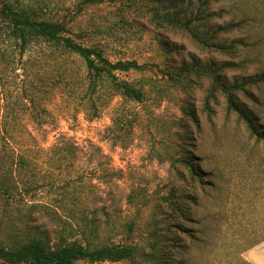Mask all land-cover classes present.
Wrapping results in <instances>:
<instances>
[{"label":"rangeland","instance_id":"374dc122","mask_svg":"<svg viewBox=\"0 0 264 264\" xmlns=\"http://www.w3.org/2000/svg\"><path fill=\"white\" fill-rule=\"evenodd\" d=\"M45 1L49 6L62 7L73 0ZM177 1L182 3L178 5ZM168 2L182 8L196 6L197 0ZM207 10L214 14L209 21L212 29L235 25L231 32L218 37L219 43L225 45L234 40L240 42L232 52L200 50L185 34L157 29L146 17L128 14L121 19L111 5L85 10L79 16L83 28L96 25L100 35L103 33L102 37L117 47L120 53L117 57L121 55V59L134 60L148 69L142 74L120 75L122 79H140L147 92L146 101L135 105L104 90L106 93L97 101L99 113L92 117L83 89L77 85L58 86L52 92L50 89L52 80L60 73L63 75L67 71L81 78V62L58 52L51 56L48 49L38 47L11 74L9 90L13 98L26 99L25 94L28 95L34 86L37 90L45 88L44 97L39 98L45 110L43 124L39 126L35 116H18L15 120L22 123L27 134L14 147L18 154H24V149H28L27 154L37 165L34 170L48 173L40 181L42 185L33 192L31 201L34 203L53 207L67 195L78 201L77 207H85L89 215L96 212L95 217L102 225L103 211L110 215L116 228L132 223L133 241L128 244L147 252L146 233L153 221L160 218L156 208L158 199L177 185L199 196L202 204L196 216L208 228L220 225L227 240L219 243L214 251L197 250L193 240L175 234L172 238L177 244L169 248L172 261L179 264H241L239 259H243L249 264H264V242L238 258L235 252L245 242L231 240L255 233V172L264 187L262 146H255V139L244 123L234 113L227 112L222 94L209 102L210 112H206L204 103L210 80L203 78L186 92H181L170 88L160 73L164 65L176 68L182 63L199 60L215 66L231 65L232 68L221 72L228 84L264 77V0H219ZM249 93L252 100L238 94L239 103L264 130V82L249 87ZM125 113L134 115L127 144L124 148L113 147L106 140L107 130L113 127L116 117ZM62 139L70 141L80 151L72 175L81 180H75L77 183L64 189L61 181L67 171L59 177V170H49L47 162L52 157L49 149ZM179 145L195 159L203 172L208 184L204 186L205 192L189 187L186 169L176 162L182 155ZM177 173L182 174L184 181ZM45 222L41 220L40 223ZM184 227L191 231L197 225L184 223ZM5 237L3 234L2 238ZM0 264L5 263L0 261ZM114 264L150 263L134 259Z\"/></svg>","mask_w":264,"mask_h":264},{"label":"trees","instance_id":"16d2710c","mask_svg":"<svg viewBox=\"0 0 264 264\" xmlns=\"http://www.w3.org/2000/svg\"><path fill=\"white\" fill-rule=\"evenodd\" d=\"M219 0H197L196 6L168 2V0H73L62 7L49 6L45 0H0V261L5 264H114L132 260H142L150 264H179L172 261L170 249L175 234L186 235L193 240L197 250L214 251L219 243L227 240L221 233L220 225L208 228L196 216L201 207V199L195 193L173 185L166 195L158 199L156 205L160 218L153 221L146 233V249L128 244L133 241L134 224H125L116 228L110 215L103 211L104 222L95 217L96 212L89 213L85 207H77L76 199H63L53 207L31 201L47 172L34 170L37 165L32 161L28 149L24 154L16 153L14 145L25 134L21 122L15 119L27 114L41 126L42 113L39 98L44 97V89L34 86L25 97H12L11 74L19 69L24 58L38 47L70 55L77 58L83 68L81 78L72 76L67 71L58 74L51 84V92L58 88L73 87L83 89L90 105L92 117H97L100 100L104 90L123 101L135 105L144 104L147 99L145 85L140 79H122L120 75L148 72L145 66L134 60L121 59L114 45L102 37L97 26L83 28L79 16L85 10L103 5H111L123 19L126 15L146 17L149 24L157 29H169L185 34L200 50H214L221 53L232 52L240 42L219 43L222 33H229L235 25L209 27L213 13L208 7ZM116 58L111 60L110 58ZM231 65L215 66L213 63H201L192 60L176 68L164 65L160 73L165 82L181 92H186L203 78L210 80L205 97V110L210 112L209 102L217 94H222L226 101L227 112L234 113L246 126L255 146L261 145L264 152V130L257 124V119L245 111L239 103L238 94L251 99L249 87L264 82V77L254 81H233L228 84L221 74ZM28 100V103L25 101ZM25 102V103H24ZM27 103V104H26ZM134 115L123 114L116 117L113 127L108 128L106 140L111 145L124 148L126 138L131 132ZM133 119V120H132ZM20 123V124H19ZM51 168L59 170L63 189L81 180L74 177L77 153L79 149L68 140L56 142L50 149ZM182 154L176 162L186 169L189 187L206 191L205 177L195 159L188 155L179 145ZM71 169V170H70ZM181 180L184 178L177 173ZM103 176H106L103 174ZM58 178V177H57ZM56 180V179H55ZM259 174L255 172V233L244 234L231 240L245 242L235 252L241 255L264 242V187L261 186ZM81 182V181H80ZM191 184V185H190ZM70 200V201H69ZM72 205V206H71ZM76 206V208H74ZM41 220L45 223H40ZM184 223L197 227L188 231ZM6 234L5 238L2 235ZM177 247L180 245H176ZM176 246L174 248H176ZM241 264H249L239 259Z\"/></svg>","mask_w":264,"mask_h":264}]
</instances>
